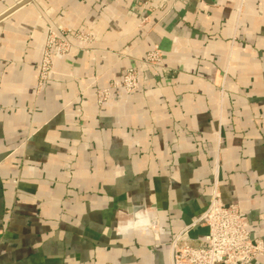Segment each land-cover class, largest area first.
Masks as SVG:
<instances>
[{"label": "crops", "instance_id": "1", "mask_svg": "<svg viewBox=\"0 0 264 264\" xmlns=\"http://www.w3.org/2000/svg\"><path fill=\"white\" fill-rule=\"evenodd\" d=\"M22 1L0 0V264H171L215 180L264 242V0ZM50 25L97 41L39 87ZM138 213L158 224L122 231Z\"/></svg>", "mask_w": 264, "mask_h": 264}, {"label": "built area", "instance_id": "2", "mask_svg": "<svg viewBox=\"0 0 264 264\" xmlns=\"http://www.w3.org/2000/svg\"><path fill=\"white\" fill-rule=\"evenodd\" d=\"M75 41L82 45V49H86L97 41V36L64 25L47 27L39 67V87L55 72L53 52L67 54ZM162 60L161 48L155 45L142 61L144 65L164 69ZM138 88L139 72L135 67H129L121 78L97 90V102L100 105L107 103L112 89L131 93ZM200 219L207 223V234L195 243L186 230H182L171 243V264H250L258 256L264 255L263 240L252 237L238 203L223 201L217 180L208 208ZM157 224L154 221L151 227L155 228Z\"/></svg>", "mask_w": 264, "mask_h": 264}, {"label": "clouds", "instance_id": "3", "mask_svg": "<svg viewBox=\"0 0 264 264\" xmlns=\"http://www.w3.org/2000/svg\"><path fill=\"white\" fill-rule=\"evenodd\" d=\"M151 227V219L146 214H137V219L135 222L129 221V223L122 229V231L127 232L129 229L133 230H147Z\"/></svg>", "mask_w": 264, "mask_h": 264}, {"label": "water", "instance_id": "4", "mask_svg": "<svg viewBox=\"0 0 264 264\" xmlns=\"http://www.w3.org/2000/svg\"><path fill=\"white\" fill-rule=\"evenodd\" d=\"M28 0H24L22 2H20V4H17L16 6H14V8H12V10L16 9L18 6H20L21 4L25 3ZM11 11V10H10ZM264 255L258 256L257 258H255L250 264H253L254 261H256L258 258L263 257Z\"/></svg>", "mask_w": 264, "mask_h": 264}]
</instances>
